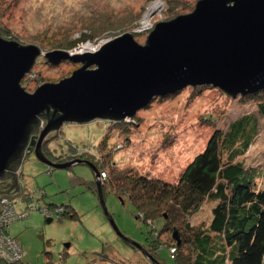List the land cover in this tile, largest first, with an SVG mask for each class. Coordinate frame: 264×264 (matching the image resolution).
I'll use <instances>...</instances> for the list:
<instances>
[{
  "label": "rangeland",
  "instance_id": "374dc122",
  "mask_svg": "<svg viewBox=\"0 0 264 264\" xmlns=\"http://www.w3.org/2000/svg\"><path fill=\"white\" fill-rule=\"evenodd\" d=\"M197 1L0 0V36L41 49L42 54L21 83L25 90L34 92L44 83L69 77L82 66L69 59L53 64L45 58L46 53L58 50L74 55L86 45L96 50L99 44L125 33H132L138 43L145 44L157 23L192 12ZM152 3L161 5L149 9ZM205 87L188 86L172 96L152 100L133 118L123 121L125 131L103 120L65 123L47 142L48 147L54 155H60L67 153L72 144L86 152L81 159L101 162V142L107 138L106 151L112 152L118 168L174 181L205 149L214 130L227 131L236 120L252 114L258 119L257 135L247 153L238 159L249 167V173L259 174L257 182L262 186L264 117L257 109L261 100L248 97L253 93L228 97L219 88ZM20 171L21 188L10 196L19 208L27 206L33 211L13 222L9 231L22 245L24 264H174L167 247L160 248L157 256L150 253L157 262L143 254L151 235L161 230L163 219L153 224L138 220L130 199L122 201L108 183L104 207L90 165L52 168L39 161L33 151L24 158ZM9 180L0 182L7 184ZM215 205L216 201L206 200L188 222L194 227H208ZM53 206L48 211L58 212L59 207H65L74 209L76 216L55 213L48 223L42 209ZM177 232L180 238L187 235L184 227ZM159 234L160 240H172V232L162 230Z\"/></svg>",
  "mask_w": 264,
  "mask_h": 264
},
{
  "label": "water",
  "instance_id": "95a60500",
  "mask_svg": "<svg viewBox=\"0 0 264 264\" xmlns=\"http://www.w3.org/2000/svg\"><path fill=\"white\" fill-rule=\"evenodd\" d=\"M145 42L125 33L81 54L48 52L44 56L53 64L69 59L82 66L28 92L21 83L41 49L0 36V181L16 182L33 147L37 159L52 168L90 165L105 207L91 161L54 162L44 152L63 124L122 123L155 97L188 86L211 85L234 97L264 89V0H198L192 12L157 23Z\"/></svg>",
  "mask_w": 264,
  "mask_h": 264
},
{
  "label": "trees",
  "instance_id": "16d2710c",
  "mask_svg": "<svg viewBox=\"0 0 264 264\" xmlns=\"http://www.w3.org/2000/svg\"><path fill=\"white\" fill-rule=\"evenodd\" d=\"M204 87L203 85L195 88ZM224 95L231 97L226 93ZM248 97L261 100L257 104V109L264 117V89ZM156 98L160 97L154 99ZM108 124L117 125L125 131L122 127L123 122ZM256 127H258L256 115L248 114L232 123L227 131L214 130L205 149L192 159L178 180L174 181L118 168L112 159V152L106 151V144L109 141L107 138L101 142L102 161H90L100 174L103 194L108 183L122 201L125 198L130 199L136 208L138 220L153 224V221L163 219L161 230L151 235L147 252L157 256L160 248L167 247L174 264H264V170L262 169L260 177L263 185L259 187L260 184L257 182L259 174L255 176L249 173V167L246 168L243 161L238 159L249 150L257 135ZM44 149L51 159L58 162L84 158L86 155V152H81L82 149L72 144L67 153L60 155H54L47 143ZM33 151L34 148L31 147L26 156ZM112 161L114 164L110 165ZM102 173L105 174L103 178ZM21 174L22 171L17 175L16 182L12 178L7 184L0 182L2 184L0 200L7 197L17 211L24 209L28 211L27 206L19 208L16 199L10 196V193L21 188L19 183L22 181ZM95 190L98 191V185ZM206 200L216 201L211 221L206 228L194 227L188 222L190 216L195 214ZM1 206L0 201V209ZM54 207L56 206L48 208ZM59 208L62 210L56 213L73 218L76 216L74 209ZM45 216L53 220V216ZM12 223L0 225V231L19 243L22 255L19 261L9 263L0 255V264H24L25 253L22 245L18 239L10 235ZM180 227H184L187 234L182 238L177 234ZM152 229L154 231L155 227L152 226ZM162 230L165 233L172 232L170 242L160 240L159 233ZM6 248L3 250L14 254L9 246Z\"/></svg>",
  "mask_w": 264,
  "mask_h": 264
},
{
  "label": "built area",
  "instance_id": "2783aa9c",
  "mask_svg": "<svg viewBox=\"0 0 264 264\" xmlns=\"http://www.w3.org/2000/svg\"><path fill=\"white\" fill-rule=\"evenodd\" d=\"M43 126V123L41 125V127ZM105 177V174L102 173V178ZM1 211L2 214H0V225L3 224H9L11 222H15L16 220H20L23 219L25 217H27V213H30V211L26 210H21V211H17L15 209V207L13 206L11 200L7 197H3L1 198ZM50 210L48 207H44L42 209V211L49 217V216H53L56 212H50L48 211ZM62 208L59 209V211H61ZM9 246L11 249H13L14 254H10L7 253L5 250L3 249H7L6 247ZM0 248H1V252L0 255L2 258L4 259H8L10 262H14L17 259H20L22 253L20 250V246L19 243H17V241L14 238L9 237L8 235L4 234V232L0 231ZM16 251H18L17 256L16 255ZM9 255V256H8Z\"/></svg>",
  "mask_w": 264,
  "mask_h": 264
},
{
  "label": "bare ground",
  "instance_id": "6f19581e",
  "mask_svg": "<svg viewBox=\"0 0 264 264\" xmlns=\"http://www.w3.org/2000/svg\"><path fill=\"white\" fill-rule=\"evenodd\" d=\"M161 5V3L160 4H157V3H155V4H151L150 6H149V9H152V7H157V6H160ZM155 10V9H154ZM154 10H152V11H154ZM151 10H149V12H150ZM144 22H145V24L147 25L148 23H149V21H148V19H147V16H145V18H144ZM100 45V44H99ZM99 45H98V47H99ZM97 47V48H98ZM96 49V48H95ZM88 50H92V47L90 46V45H86V46H81L79 49H77V52H80V54H81V52H84V51H88ZM94 50V49H93ZM24 211H26V210H24Z\"/></svg>",
  "mask_w": 264,
  "mask_h": 264
},
{
  "label": "clouds",
  "instance_id": "9594fccd",
  "mask_svg": "<svg viewBox=\"0 0 264 264\" xmlns=\"http://www.w3.org/2000/svg\"><path fill=\"white\" fill-rule=\"evenodd\" d=\"M20 172V171H19Z\"/></svg>",
  "mask_w": 264,
  "mask_h": 264
},
{
  "label": "flooded vegetation",
  "instance_id": "af4514ba",
  "mask_svg": "<svg viewBox=\"0 0 264 264\" xmlns=\"http://www.w3.org/2000/svg\"><path fill=\"white\" fill-rule=\"evenodd\" d=\"M55 161V160H54Z\"/></svg>",
  "mask_w": 264,
  "mask_h": 264
}]
</instances>
